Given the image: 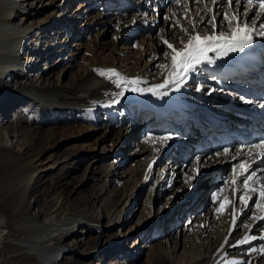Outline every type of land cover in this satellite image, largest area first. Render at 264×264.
<instances>
[{
	"label": "rangeland",
	"instance_id": "1",
	"mask_svg": "<svg viewBox=\"0 0 264 264\" xmlns=\"http://www.w3.org/2000/svg\"><path fill=\"white\" fill-rule=\"evenodd\" d=\"M47 1L44 0V3ZM222 2L224 3L218 8L216 5L221 2H217L215 5L212 4L213 10L211 15L216 16V30L218 31L228 28L227 22L223 21L222 17L225 11H231L227 7L226 0ZM24 3L27 12L15 13L16 15L12 19V24L21 27H24L25 24L33 26L48 17L51 11H53L52 15L56 21H62L66 14L72 15L74 12L79 13L82 11L84 20L79 24L78 21H75L77 29L81 24L82 28L77 32L72 30V35L71 37L69 36L67 43L61 44L67 48L66 53L68 55L65 59H68L65 63L57 68L54 67L50 71L44 69L43 67H48L55 60L54 56L49 59L48 65L40 62L39 67L31 72L33 76L37 75L41 77L43 74V78L46 76L48 82L60 83L68 87L76 85L82 77V71L88 67L83 57L84 55L90 56L94 47H97V51H100L98 45L101 42H105L107 47L105 54L113 52V36L117 38L116 46L121 48V53H115V55L124 59L125 62H132V59L129 61L130 59L127 58L128 54L126 50L131 52L133 50L145 51L149 41H152L153 50L160 57H165L166 52H169V48L164 43V40H168V42L177 41L179 32L185 34L186 32L181 29H188L192 25V23L190 25L189 21L194 20L192 17L195 14L199 15V9L204 4L201 1L195 2V0H187V3H185V0H180V3H175L174 0H65L59 2L61 4L58 7L47 8L45 6L43 9H46L43 10L39 7L40 5L37 0H26ZM81 6L83 9H78ZM254 7L259 8L255 4ZM208 18L209 16L204 21L207 22ZM175 21H179L178 27ZM206 22L204 26H206ZM84 23L85 25L83 26ZM118 23L119 28L117 29ZM199 26H202V24ZM56 27L58 25H55V22L49 23L43 32L45 36L41 38V44L38 46V49H42L44 53L49 49L57 50L58 46H61L57 42L58 46H50V41H52L50 32L56 29ZM207 27L210 28V24ZM228 31L229 29L225 33H228ZM258 31L264 32V28ZM253 35L262 37L255 33ZM58 36L56 35V38ZM25 42L27 45L29 44L28 41ZM73 44H80V46L76 48L70 47ZM47 46L49 47L46 49ZM68 51H73L75 55L70 57ZM217 52L219 54L221 51L218 49ZM143 55L144 62L141 65L144 67V65H147L151 61L152 55L149 53ZM219 56H222L221 53ZM154 59L155 61L159 60V57ZM73 61L74 63H72ZM163 62L162 59L157 61V63L154 62L153 66L156 67L150 72L149 76H145L148 74L144 72V76L142 75L143 79L153 80L158 78L160 74H155L160 71ZM204 63L207 64V62ZM230 64V67L233 69L229 68V63L227 64V68L231 70L230 74L234 73V77L227 76L228 78L231 77L229 78L231 81L226 78V81H229L226 86L215 88L213 85L210 86V83L203 81L201 82L205 85L200 83L198 78L201 77V74L198 67V71L189 73L187 79L183 80L191 85V91H199V96H203L201 99L196 97L197 94L180 88L176 92L172 90V95H169L171 100L163 98L161 94L155 91L147 98H135L127 102L131 99L129 96L131 92L125 89L124 97L117 100L119 104L113 105L109 100H104L101 104H97L94 109V117L109 126L113 132L111 133L107 130L110 134L106 139L103 138L106 130L103 128L99 129L97 126L94 127L93 120H89L88 114L77 118L65 115L59 119H51L49 122H45L38 127L35 124L38 119L33 120L31 118V122L29 123L27 121L24 123L19 122L17 116L22 117L25 115L21 110L27 106L26 103L13 105L10 109V114H13L10 116V120L12 124H15L14 128H12L14 125L10 127V129L12 128L10 130L11 139L14 136H19L21 140H29L33 145L39 144L40 141L34 136L35 132L44 136L54 129L60 130L68 126L69 123L76 124V120L79 119L84 121V125L88 126L79 134L63 137L55 135V144L40 153L36 163H39L40 167L44 168L48 164L57 161L58 167L56 169L40 171L33 179V182L36 188L43 189L44 196L49 188V185H47L49 180L47 176L45 177V174L60 175L65 179L62 189L68 202L79 208L82 207L85 201L94 198L98 200L102 199V205V202L105 200L112 199L113 195L116 196L114 200L115 204L109 206V209H104L101 206L100 210L99 201L97 203L96 216L100 217L97 221L99 223H96L97 228L105 230L109 228L110 235L106 241H101V246L98 250L93 251V253L100 254V260L97 262L89 260L91 264H178L181 259L190 260L199 253H203L209 237H213V241H218L219 238L226 235L228 230H230L228 237L233 236L232 239L234 240L237 238L242 239L244 234L257 236L256 240L249 241L247 245H236L229 248L226 252L229 260L235 258L247 261L253 252L261 249L264 250L261 248L264 240L259 239L260 235H264V221L252 218L264 216L262 208L256 207V204H262L260 196L254 193L255 195H252V199L256 203L254 204L250 201L249 206L244 207L239 204V196L244 191L239 190L237 192V195L233 197V201L239 204L240 209L243 211L239 212L236 224L240 225L243 222V224H247L249 227H235L229 207L230 204L224 199L229 196V194H227L228 196L225 195L224 192L227 187L226 182L230 176V164L217 162L207 167V164L213 163L212 158L207 162H201L202 160L200 159L195 161L197 153L194 148H196V145L197 151L202 152L203 150H199L197 143L193 145L194 148L186 146L188 140H190L188 144L195 142L196 135H185L183 125L186 122L184 123V121L181 122L179 120L176 123L175 129L178 131L169 130L167 126L159 129L152 127L153 125L155 126L160 114L166 112L168 108H175L176 103L177 106L183 105L185 100L188 104V106L184 107L185 115L182 113L177 115L191 122H195L194 119L198 118V122L203 128L212 130L213 127L210 126V121L214 115H218V108L220 106L219 104L217 105V101L222 100L217 98L210 100L211 98H208L209 96L206 95V92H211L210 96H218L222 93H226L227 97H234L236 95V85L232 84V82L234 83L238 79L235 77L236 73L234 72V67H237L236 61L230 59ZM172 81L175 82H170L165 88H161L163 92L170 90L171 87L175 89L181 85V80L173 78ZM131 89H133L132 86ZM234 98H231L233 104L238 102L237 98ZM196 101L205 104L206 107L203 109L197 104V108H192L196 107ZM102 107L108 109H101ZM227 113L225 115L232 116ZM228 120L230 119L227 118ZM217 121L220 120L218 119ZM130 125H133V128L126 138H129L131 141L126 142L125 146L122 147L117 140L115 146H110L109 142L111 141L109 138L115 132L120 133L123 131L122 134H124ZM191 127L194 128V126ZM196 134L197 137H201L202 135L199 132ZM161 136L168 137L166 143L158 139ZM185 137L188 138L185 139ZM192 137L194 140L191 139ZM184 141L186 142L184 143ZM151 142L159 146L160 151L157 153V157L153 159L154 164L151 168L152 171L148 181L144 186H140L143 181H138L136 175L141 174L142 165L146 160L145 156L147 155L146 157H148L149 155H144V151L142 152L141 150L142 148L144 150L145 145ZM229 148L232 151L236 150L232 146H229ZM237 148L240 152L244 149L242 145L237 146ZM224 149V147L218 150L211 149L207 152V155L223 152ZM181 150L184 152L181 153ZM230 150H228V153L232 152ZM168 159L172 161L174 171L166 172L165 170L163 176L159 179L160 183H154V179L159 176L157 172L162 169L161 165L164 168L163 163ZM193 162H195V169H198V163H204L206 166L204 171L196 177H193V169H190ZM157 163L158 167L156 169L154 166ZM110 164L113 167L111 170H109ZM253 164L251 167L258 169V166ZM188 171H190L191 175ZM166 181L167 185L171 187H165L166 185L163 183ZM188 186L189 188H187ZM220 189H223V191L221 192ZM160 190L165 191L159 194ZM213 194L217 196L215 200H213ZM38 195L36 191L32 193L34 198ZM203 202L204 205H200ZM222 202L225 204L224 208L226 210L229 209V212L220 208ZM217 206L219 210H217ZM191 207H195V210H192ZM31 211H36V206ZM216 211H218V215H215ZM114 213H116V223L118 222L115 225L108 221L109 217L114 216ZM205 229L206 233L201 234L200 230L204 232ZM95 236L96 233L86 235L85 239L91 242ZM3 244V238H0V248ZM92 247L94 245H91ZM252 249H255V251H252ZM70 250L68 249L67 252L72 251ZM75 254V256H82L84 259L87 256L86 254ZM159 256H161V260H158ZM263 256L264 253L262 254ZM260 264H264V257Z\"/></svg>",
	"mask_w": 264,
	"mask_h": 264
},
{
	"label": "bare ground",
	"instance_id": "2",
	"mask_svg": "<svg viewBox=\"0 0 264 264\" xmlns=\"http://www.w3.org/2000/svg\"><path fill=\"white\" fill-rule=\"evenodd\" d=\"M25 1L26 0H0V118L2 117L0 119V238H3L4 240V244L0 248V264H91V262H97L100 260V254L93 253V251L96 249L98 250L101 246V241H106L110 235L109 228L107 230L97 228L96 223H99L97 221L100 218L99 216H96L97 203L99 201L100 210L101 206L104 209H109V206H113L115 204L114 200L116 199V196L113 195L112 199L105 200L102 202V205V199L98 200L94 198L92 200L85 201L82 204V207L79 208L78 206L72 205L68 202V199L64 194V190L62 189V186L65 184V179L60 175L54 176L51 173L45 174V177L47 176L49 180L47 184L49 185V188L44 196L43 189L36 188L33 182V179L40 171L56 169L58 167L57 161L48 164L44 168H41L40 164L36 163L39 154L55 144V135H61V137H63L79 134L88 126L84 125V121L79 119L76 120V124L69 123L68 126H65L60 130L54 129L49 134H45L44 136L34 131V136L40 141L39 144L33 145L29 140H21L19 136H14L13 139H11L12 136L10 134V130L15 127V124H12V121L10 120V116L13 115L10 114V109L13 105L26 103L27 106L21 110L25 115L22 117L17 116L19 122L24 123L27 121L29 123L31 122V118H33V120L38 119L35 123L38 127L45 122H49L51 119H59L65 115L77 118L88 114L89 120H93L95 125L94 127L97 126L99 129L103 128L106 130L103 135V138L106 139L110 132H113L109 126L102 123L100 119H96L94 117V109L97 104H101L104 100H109V102L113 105L119 104L117 100L124 97L125 89L129 90L131 89V86L133 88V90H129L131 92L129 95L131 99L127 102H130L135 98H147L155 91L161 94L163 98H169L170 100L171 98L169 95H172L171 92H176L180 88L197 95H199V91H191V85L187 81L181 80V85L178 87H176V85L175 89L171 87L170 90L163 92L162 89L157 86L164 83L166 79L172 81V79L175 78L169 76V73L172 71L171 57L174 54L172 50L169 49V52H166L165 57H160V55L153 50L154 46L151 43L152 41H149L146 50H142L143 52L139 50H133V52L126 50L128 54L127 58L130 59L129 61L132 59V62H125L124 59L115 55V53H121V48L116 46L117 38L115 36H113V52L111 54H105V49L107 48L106 43L101 42L98 45L100 51H97V47H94L90 56L84 55L83 60L87 62L88 67L82 71V77L76 85L72 87L63 86L60 83L48 82L46 76L43 78V74L41 77L37 75L33 76L31 72L39 67L38 65L40 62H43L44 65H48L49 59L54 56L55 60L52 61L48 67H43L44 69H48L50 71L54 67L57 68L61 66V64L65 63L68 59H65L68 55L66 53L67 48L65 45L61 44L67 43L69 36L71 37L72 35V30L77 32L80 28H82L81 24V26L77 29V23L75 21H78L79 24L82 20H84V17L81 11L79 13L74 12L72 15L66 14L65 17H63L64 20L56 21L55 17L52 15L53 11H51L48 17L33 26L25 24L24 27H21L12 24V19L16 15L15 13L27 12L24 3ZM37 1L39 2V7L43 9L45 6L47 8L58 7L61 4L59 2H63L65 0H48L46 3H44V0ZM200 1L204 4H202L201 9H199V15L195 14V16L192 17L194 20L189 21L190 25L193 22L196 24V31H192L191 25L189 26V31L187 33L182 34L179 32L177 41L174 40L169 42L176 46L177 50L183 49L184 43L187 42L190 36L195 35L197 32L201 35L210 34L208 30L211 27L208 28L207 26H204L202 21H204L207 16L211 15V13L207 12V9L210 8L213 10L212 3L211 0ZM222 1L224 0H217V2H221L216 5L217 8L224 3ZM254 4L259 7V3ZM245 6L246 0H241L240 8H244ZM31 7L33 6L31 5ZM78 9L82 10L83 8L81 6ZM253 13H255V15H253ZM252 19H255L256 21L255 27L257 32H259V29H263L260 25L264 22V14L260 13L259 8L254 7L252 11L248 13V16L243 18V22L247 23ZM53 22H55V25H58V27L50 32L52 39V41H50V46L53 47V45H57V43L61 46L57 45V50L49 49L46 53H44L42 49H38V46L41 44V38L45 36L43 33L45 28L48 27L49 23ZM200 24H202V26H199ZM84 25L85 23L83 26ZM118 28L119 23L117 24V29ZM229 28L230 26H228L226 30ZM216 29L217 28L213 29L211 34H218L221 30H223L221 29L218 31ZM229 34V31L228 33H225V35ZM56 35H59L58 38H56ZM61 35L63 36L61 37ZM25 41H28L29 44L27 45ZM182 41L184 43H182ZM79 46L80 44H73L70 47L76 48ZM253 46L260 49V52L264 57V36L256 37L254 35L252 37V43L246 45L243 51L219 52L222 56H219L217 51L209 52L207 54V58L202 61L201 64L197 65L201 74L198 81L200 83H202L201 81L210 83V86L213 85L215 88L226 86V84L231 81V79L227 76L229 75L234 77V73L230 74L231 70L229 68L233 69L230 67V59L236 61V65L238 67L237 59L244 58ZM48 47L49 46H47L46 49ZM68 53L70 57L75 55L73 51H68ZM142 53H149L152 55L151 61H149L147 65H144V67L141 65L144 62V55ZM156 57H159V60L162 59L164 61L163 65L165 67H162L163 69L161 68L160 71L155 74H160L158 78L153 80H144V72L148 74L145 76H149L150 72H152L156 67L153 66L154 62L157 63V61H159H155L154 58ZM209 59L212 61L211 63L207 62ZM204 62H207V64ZM72 63H74V61ZM228 63L229 68H227ZM237 67H234V72L236 73L235 77L239 78V82H232L234 86L236 85L235 89L237 91L247 90L251 96H258V94H255L254 88L249 87L250 85L244 81L248 78H259L264 76V63L258 68H249L245 74H242ZM108 70H115V72L120 74L119 78L112 77L109 79L110 74L108 73ZM101 72H105V75H101ZM226 78L229 79L228 82L226 81ZM118 81L120 82V87L116 86ZM130 81H135V83H129ZM120 92H123V95H117ZM210 93L211 92H206V95L210 96ZM225 94L226 93H222L219 97L216 96L215 98L222 100L217 102H222L223 107L231 106L232 108H223L219 104L220 108H218V111L220 114H226L228 112L227 114L232 116L226 115V117H222L219 114L214 115L210 121V126L213 127L212 130L219 129L221 130L220 132L229 134V124L233 117L235 115L239 116L240 111L251 108L252 106H247L244 102L245 100L243 99L240 101L237 99L238 102L233 104V101H230L231 99H225V97L228 98ZM234 97H236V95H234ZM234 97L232 96V99H235ZM212 99L213 98L210 100ZM197 104L203 109L206 107L205 104L199 102L195 104L196 107L189 106L197 108ZM185 106H188V104L184 100L183 105L177 106L176 103L175 108H168L170 110L167 109L166 112L160 114L155 126L153 125L152 127L159 129L167 126L169 130L178 131L175 129L177 125L176 123L179 120L181 122L184 121V123L186 122L185 130L188 135H196V140V130L206 129L208 132L212 131L207 128H203L199 124L198 118L194 119L195 122H191L186 118L179 117L177 114L182 113L185 115ZM101 109L108 108L102 107ZM227 118L230 120L227 121ZM15 119L17 120L16 117ZM218 119L220 121H217ZM11 125L14 126L12 127ZM191 126H194V128L191 129ZM10 127L12 128L10 129ZM132 128L133 125H130L129 129L126 130L124 134H122L123 131L120 133L115 132L113 136L109 138L111 141L109 142L110 146H115L117 140L120 142L122 147L125 146L126 142L131 141L126 137L129 133H131ZM107 130L110 132L108 133ZM187 138L188 137H185V139ZM191 139L194 140L193 137ZM199 139L201 138L199 137ZM229 139L228 145L230 146L233 138L230 137ZM189 141L190 140L187 141L186 146H188V148H194L193 145L197 142L194 140V143L188 144ZM164 142L166 143L167 140ZM185 142L186 141H184V143ZM258 145H260V143ZM258 145L251 149H247L244 152H239L237 149L232 151L231 149L230 151L232 152L227 154L223 151L207 155V151L205 150L207 148L208 150H211L210 146L203 149L202 152H199L196 150V145L194 150L197 153V157L202 160L201 162H207L210 158H212L213 163L207 164V167L217 162H226L235 167L245 161H248V163L252 165L253 160L259 154L264 152V145H261L260 147H258ZM141 151H144V155L149 154L148 157H146L147 155L145 156L146 160L142 165L143 169L141 170V174L139 173L136 175V179L138 181H143L140 186H144L152 171L151 168L154 164L153 159L157 157V153L160 150L159 146H156L155 143L151 142L147 143L144 150L142 148ZM111 164L109 166V170L113 168ZM192 164L191 166L193 167L190 166V169H193V177L199 175L206 168L204 163H198V169H195V162ZM163 166L166 172L172 170L174 171V168H172L173 163L170 159L165 160ZM260 169V167L255 169L257 174H255L253 179L249 181V186L255 187V193L258 195L261 188L264 187V173H260ZM188 173H190V171H188ZM232 175L233 173L231 172L230 177L226 182L227 187L225 188L224 193L225 195L229 194V196L227 195V201H231V203H229L231 212L233 206L238 205L236 213V217L238 218L240 207L239 204L233 201V197L237 195L239 190H243L245 192L247 189L242 186L234 185L232 183ZM237 178L242 179V177L238 174ZM155 182H158V176L154 179V183ZM163 184H165V187L167 188L171 187L167 185V181ZM187 188H189V186ZM237 188H239V190H237ZM34 191H36V194H39L36 198L32 196ZM164 191L165 190H160L159 194ZM234 192L235 194H233ZM262 204H264V201H262ZM200 205H204V202ZM34 206H36V211L32 212L31 210ZM191 209L195 210V207H191ZM217 210H219L218 206ZM226 212H229V209L226 210ZM262 212L264 213V207H262ZM216 214L218 215V211H216L215 215ZM113 215V217H109L108 221L115 225L118 223H116L115 219L116 213ZM200 231L201 234L206 233V229L204 232L203 230ZM229 231L230 230L227 231L224 237L219 238L218 241H213V237H209L208 234L209 241L207 242L204 252L199 253L196 257H192L190 260L181 259L178 264H247V261L248 264H260L264 257H262V254L264 253V250L262 249L253 252L247 261H245V259L238 260L235 258L229 260V257L226 254L227 250L233 247L232 245L237 241L241 240V238L234 240L232 239L233 236L228 237ZM95 233L96 236L93 241L88 242L85 239L86 235ZM245 236L249 235L244 234V237ZM248 243H244V245H247ZM91 245H94V247L91 248ZM236 245L242 246L243 244ZM261 248L264 249V244H262ZM68 249H71L73 252L71 250V252H67ZM75 253H80V255L86 254L87 256L84 259L82 256H75ZM89 260H91V262H89ZM158 260H161V256L158 257Z\"/></svg>",
	"mask_w": 264,
	"mask_h": 264
},
{
	"label": "snow or ice",
	"instance_id": "3",
	"mask_svg": "<svg viewBox=\"0 0 264 264\" xmlns=\"http://www.w3.org/2000/svg\"><path fill=\"white\" fill-rule=\"evenodd\" d=\"M174 2L180 3V0H174ZM195 2H200V0H195ZM185 3H187V0H185ZM211 3L215 5L217 4V0H211ZM226 4L227 7L231 9V11H225L223 13L222 19L223 21L227 22L228 26H230L229 35H225V31L223 30H221L218 34H211L212 30L215 29L217 25L216 16L210 15L206 22V26L208 24L211 25V28L208 30L210 34L201 35L199 32H197L195 35L190 36L186 43L182 41V43H184L183 49L177 50L176 46H174L172 43H169L168 40H164V43L167 45V47L174 53L171 57L172 71L169 73V76L175 77L177 80L187 79L189 73L198 71L197 65L201 64V62L207 58V54L209 52H215L218 49L221 52L243 51L246 45L252 43V37L254 33L260 36H264V32H257V29L255 27V19H252L247 23L243 22V18L248 16V13L254 8V0H246V6L244 8H240L241 0H226ZM259 10L261 14H264V0H260ZM207 12L211 13L212 9H207ZM253 15H255V13H253ZM165 19H167V17H165ZM202 23L205 22L202 21ZM176 26H179V21H176ZM260 27L264 28V22L261 23ZM181 30L186 33L189 31L188 29ZM192 31H196V24L194 22L192 23ZM207 62L211 63L212 61L209 59L207 60ZM161 67L165 66L161 65ZM108 73L110 74L109 79H111L112 77L119 78L120 76V74L115 72V70H108ZM100 74L105 75V72H101ZM170 82L175 81H169L166 79L164 83L159 84L157 87L165 88ZM129 83H135V81H130ZM116 86L120 87L119 81L117 82ZM117 95H123V92H120ZM244 102L252 103L251 100H245ZM260 106L264 107V103H261ZM158 139L160 141H165L168 139V137L161 136L158 137ZM260 146L261 145H258V147ZM224 153H228L227 148L224 149ZM196 159L199 160V157H197ZM262 160H264V155H262ZM231 172L233 173L232 183L234 185L242 186L243 188L247 189V191L243 192V194L239 196V204L243 205L244 207H248L250 201L255 204L256 202L252 199V194L256 192V188L249 186V181L252 180L255 176V169L251 167L248 161H245L244 163L239 164L238 168L233 167L231 169ZM237 174L242 177V179H238ZM237 190H239V188H237ZM220 191L222 192L223 189H220ZM233 194H235V192ZM259 195L261 201H264V187L261 188ZM216 198V194H213V200H215ZM225 199L227 200V197ZM228 203H231V201L229 200ZM224 207L225 204L222 202L220 208L224 209ZM256 207L262 208L264 207V204H256ZM237 210L238 205H234L231 212L233 225L235 227L243 226L244 228H248L249 226L247 224H243V222H241L240 225L236 224ZM240 211L242 212L243 210L240 209ZM252 218L264 221V216ZM256 239V235L245 236L232 246H236V244L248 243L249 241ZM259 239L264 240V235H260ZM252 251H255V249H252Z\"/></svg>",
	"mask_w": 264,
	"mask_h": 264
}]
</instances>
